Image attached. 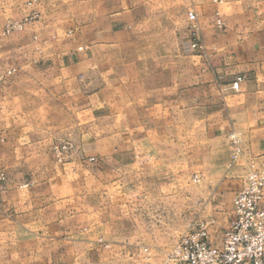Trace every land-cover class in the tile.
I'll return each mask as SVG.
<instances>
[{
    "label": "crops",
    "instance_id": "1",
    "mask_svg": "<svg viewBox=\"0 0 264 264\" xmlns=\"http://www.w3.org/2000/svg\"><path fill=\"white\" fill-rule=\"evenodd\" d=\"M190 11L201 51L187 49ZM252 163L264 168V0H0V264H142L100 244L80 180L122 174L125 193L158 195L196 176L230 210Z\"/></svg>",
    "mask_w": 264,
    "mask_h": 264
},
{
    "label": "rangeland",
    "instance_id": "2",
    "mask_svg": "<svg viewBox=\"0 0 264 264\" xmlns=\"http://www.w3.org/2000/svg\"><path fill=\"white\" fill-rule=\"evenodd\" d=\"M13 30L17 29L6 31ZM61 142L53 146L54 151L55 146L61 144L70 146L65 157L76 151L74 139ZM209 181L202 182L198 177L183 179L178 190L158 195H141L134 186L132 193H125L122 174L115 182L97 183L85 179L77 185L85 188L80 198L84 207L82 214L98 227L100 244L106 250L110 247L118 251L127 246L139 263L148 264L166 259L178 239L189 230L197 229L202 222H207L212 242L222 244L224 231L233 218V206L230 210H220L219 201L209 203V183L211 186L214 182ZM146 247H149L150 259L145 257Z\"/></svg>",
    "mask_w": 264,
    "mask_h": 264
},
{
    "label": "built area",
    "instance_id": "3",
    "mask_svg": "<svg viewBox=\"0 0 264 264\" xmlns=\"http://www.w3.org/2000/svg\"><path fill=\"white\" fill-rule=\"evenodd\" d=\"M189 18L192 32L187 49L192 52L201 51L205 45L196 25V12L190 11ZM24 24L25 22H12L8 24L7 30L20 29ZM242 79V76L238 77L232 87L238 90ZM230 136L237 146L236 151H241L240 133L233 132ZM69 148L68 144L55 146L61 161L65 159L64 153ZM263 199L264 168L252 163L243 188L234 196L233 218L224 231L221 245L212 242L208 224L202 222L197 229L189 230L178 239L166 259L148 264H264ZM149 252V247H146V259L151 258L148 256Z\"/></svg>",
    "mask_w": 264,
    "mask_h": 264
}]
</instances>
